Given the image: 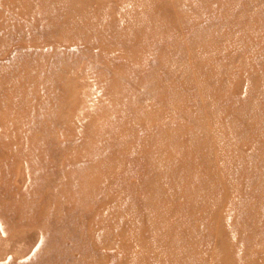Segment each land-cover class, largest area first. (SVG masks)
I'll return each instance as SVG.
<instances>
[{"label": "rangeland", "instance_id": "374dc122", "mask_svg": "<svg viewBox=\"0 0 264 264\" xmlns=\"http://www.w3.org/2000/svg\"><path fill=\"white\" fill-rule=\"evenodd\" d=\"M0 264H264V0H0Z\"/></svg>", "mask_w": 264, "mask_h": 264}]
</instances>
